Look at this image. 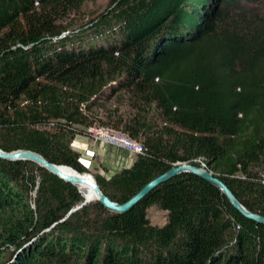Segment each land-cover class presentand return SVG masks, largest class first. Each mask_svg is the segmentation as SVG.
Listing matches in <instances>:
<instances>
[{
	"label": "trees",
	"instance_id": "trees-1",
	"mask_svg": "<svg viewBox=\"0 0 264 264\" xmlns=\"http://www.w3.org/2000/svg\"><path fill=\"white\" fill-rule=\"evenodd\" d=\"M95 1L0 0V149L91 173L71 144L110 127L145 148L130 168L93 174L113 201L182 163L264 216V0H108L83 13ZM84 201L35 163L0 159V264H264V225L193 174L124 214L97 201L71 212Z\"/></svg>",
	"mask_w": 264,
	"mask_h": 264
},
{
	"label": "water",
	"instance_id": "water-1",
	"mask_svg": "<svg viewBox=\"0 0 264 264\" xmlns=\"http://www.w3.org/2000/svg\"><path fill=\"white\" fill-rule=\"evenodd\" d=\"M0 159L6 161H30L37 164L39 167L44 170L60 177L62 180L67 183H71L77 186L81 193L85 197V201L74 208L71 212L76 211L82 206L86 205L91 201L99 202L106 210L116 213L124 214L131 211L136 205H138L147 195H149L154 189L160 185L170 181L174 177L180 176L182 174H193L199 178L209 182L210 184L217 187L222 194L226 197L228 202L232 207L239 212L246 219L252 220L258 224L264 225V216L254 213L247 209L236 197L233 191L229 186L221 179L216 177L210 170L205 166H196L191 164H178L165 173L155 177L150 182H148L141 190H139L134 196H132L128 201L124 203H117L109 198L100 188L96 178L91 176L88 173H79L67 166L56 165L45 159L40 154L27 151V150H18L14 152H5L0 149ZM67 167L74 171L71 174H67L63 171V168ZM81 188L89 189L92 192V196H87ZM70 212V213H71Z\"/></svg>",
	"mask_w": 264,
	"mask_h": 264
},
{
	"label": "crops",
	"instance_id": "crops-1",
	"mask_svg": "<svg viewBox=\"0 0 264 264\" xmlns=\"http://www.w3.org/2000/svg\"><path fill=\"white\" fill-rule=\"evenodd\" d=\"M71 147L80 154L81 163L91 173L112 177L124 168H130L137 157L128 150L113 145L102 144L88 135H77Z\"/></svg>",
	"mask_w": 264,
	"mask_h": 264
},
{
	"label": "built area",
	"instance_id": "built-area-1",
	"mask_svg": "<svg viewBox=\"0 0 264 264\" xmlns=\"http://www.w3.org/2000/svg\"><path fill=\"white\" fill-rule=\"evenodd\" d=\"M87 135L103 143L128 150L137 158L138 156H145V148L142 143L137 142L131 139L128 135L120 133L110 127H89L87 129Z\"/></svg>",
	"mask_w": 264,
	"mask_h": 264
},
{
	"label": "rangeland",
	"instance_id": "rangeland-1",
	"mask_svg": "<svg viewBox=\"0 0 264 264\" xmlns=\"http://www.w3.org/2000/svg\"><path fill=\"white\" fill-rule=\"evenodd\" d=\"M107 4H108V0H96L95 2H88L87 6L84 7V9H83V13L87 12V11H91L94 13H100L107 8V6H108ZM105 116L106 115L104 114L103 117H105ZM96 141H99V140H96ZM99 142L102 144H106V143H103L101 141H99ZM107 145H109V144H107ZM71 148H75V147H71ZM88 174H90L91 176H93L95 178V175H93L94 173H88ZM149 218H150V221L153 225L163 226L167 220V212L159 209L158 207L153 206L149 210Z\"/></svg>",
	"mask_w": 264,
	"mask_h": 264
},
{
	"label": "bare ground",
	"instance_id": "bare-ground-1",
	"mask_svg": "<svg viewBox=\"0 0 264 264\" xmlns=\"http://www.w3.org/2000/svg\"><path fill=\"white\" fill-rule=\"evenodd\" d=\"M63 171L67 174H71L74 172L71 169H68L67 167L63 168ZM81 189L87 196L89 197L92 196V192L89 189H84V188H81Z\"/></svg>",
	"mask_w": 264,
	"mask_h": 264
}]
</instances>
